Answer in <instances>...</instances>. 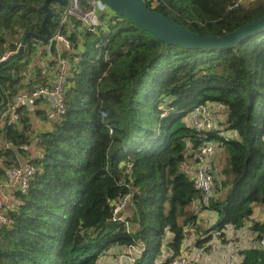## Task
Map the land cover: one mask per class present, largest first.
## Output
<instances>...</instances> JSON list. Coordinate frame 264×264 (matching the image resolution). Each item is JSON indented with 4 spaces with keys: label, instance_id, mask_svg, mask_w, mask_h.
Wrapping results in <instances>:
<instances>
[{
    "label": "trees",
    "instance_id": "trees-1",
    "mask_svg": "<svg viewBox=\"0 0 264 264\" xmlns=\"http://www.w3.org/2000/svg\"><path fill=\"white\" fill-rule=\"evenodd\" d=\"M2 1L17 5H0V56L19 51L29 32L46 34L38 9L45 0ZM145 2L202 35H223L264 15V0L239 7L233 0ZM49 26L58 31L51 20ZM71 28L61 33L72 52L31 38L22 57L0 68L1 105L2 93L11 104L27 79L31 87L50 82L39 54L50 55L55 69L61 53L72 65L66 110L56 120L39 103L34 111L19 108L17 123L0 122V182L23 161L40 168L26 191H14L21 203L0 227V264H99L119 246L131 251L129 264H171L196 224V202L215 213L199 247L213 234L227 241V231L244 228L256 207L264 212V30L236 46L185 48L120 16L96 33ZM199 104L226 108L222 124L236 132L212 134L226 159L209 204L193 179V154L208 140L185 120ZM35 118L49 125L35 130ZM188 161L196 163L192 172ZM126 195L133 204L128 226L112 220L114 202ZM252 231L262 233L264 221L255 220ZM242 258L240 264H264V250Z\"/></svg>",
    "mask_w": 264,
    "mask_h": 264
},
{
    "label": "built area",
    "instance_id": "built-area-1",
    "mask_svg": "<svg viewBox=\"0 0 264 264\" xmlns=\"http://www.w3.org/2000/svg\"><path fill=\"white\" fill-rule=\"evenodd\" d=\"M68 5L64 8L54 3L53 8L59 13L58 31L54 33L51 43L46 44L48 48L54 43L73 51L71 41L61 33L64 26L78 27V30H86L88 32L96 33L101 26L106 27L108 21L116 18L113 11L104 4L101 0H68ZM256 0H233L231 7L250 6ZM113 14L111 17L109 11ZM77 23V24H76ZM104 43L98 45L102 48ZM11 52H6L0 56V63L6 60ZM56 69L54 75L50 77L49 83L42 86H30V81L27 79V87L17 93L14 101L9 105L7 110V122L14 124L18 122L19 112L18 109L25 107L30 111H34L40 104H43L46 109L47 118L49 121L56 120L66 110L65 105V92L66 86L69 84V77L71 76L72 65L69 57L62 53L57 56ZM47 73L46 67H43ZM38 100L42 102L37 103ZM216 108L212 105L199 104L192 108L190 111L191 125L201 136L205 137L206 141L199 149L193 154L197 160V168L195 170L193 179L196 189H198L204 196L206 204L214 195L216 189V169L214 167L215 155V142H213L212 134L217 131L214 112ZM219 132V131H218ZM38 138H36L37 140ZM6 148H11L10 144L5 143ZM40 168L33 163L23 161L22 163L13 166L10 171V178L5 181L8 191H5L0 196V227L10 224V219L7 213L18 206L21 201L15 197L14 191H26L36 173ZM131 195H126L119 201L113 204V221H121L126 226L129 225V216L123 211L125 207L131 204ZM218 238V237H217ZM227 241L223 242L220 238L218 240L223 245V250L226 252L225 264H238V258L243 251L246 250H264V231L262 233L252 232L248 236H244L243 228L237 232L232 230L227 231ZM192 256H180L177 264H198L204 255L215 253L217 247L212 242L197 247L194 249ZM130 253V250H129ZM125 255L120 253L116 254L111 260V264H124ZM130 257L131 253H130Z\"/></svg>",
    "mask_w": 264,
    "mask_h": 264
},
{
    "label": "water",
    "instance_id": "water-1",
    "mask_svg": "<svg viewBox=\"0 0 264 264\" xmlns=\"http://www.w3.org/2000/svg\"><path fill=\"white\" fill-rule=\"evenodd\" d=\"M114 13L115 16L135 22L141 29L148 31L157 38L161 39L166 45H179L185 48H221L238 45L242 40L264 30V15L245 23L235 30L223 35H202L194 32L184 25L177 22L168 15L152 9L145 0H101ZM68 0H45L44 4L38 9L44 12L42 27L45 35L29 32L25 35L19 51L11 54L6 60L0 63V68L12 60L22 57L27 41L31 38L43 42L51 43L54 33L49 26L51 20L59 25V13L53 8L56 3L64 8L68 5ZM1 4H6L2 1ZM15 7L17 4H6ZM38 42V43H39ZM1 91V88H0ZM3 103L0 105V121L2 124L7 122L8 97L2 93Z\"/></svg>",
    "mask_w": 264,
    "mask_h": 264
},
{
    "label": "crops",
    "instance_id": "crops-1",
    "mask_svg": "<svg viewBox=\"0 0 264 264\" xmlns=\"http://www.w3.org/2000/svg\"><path fill=\"white\" fill-rule=\"evenodd\" d=\"M109 11V10H108ZM109 15L112 17L113 14L109 11ZM39 46V44L37 45ZM57 47H62L61 43L58 44ZM46 49L48 50V46H46ZM44 47H41L38 52L40 53L43 50H46ZM46 50V51H47ZM52 59V57L50 55L47 54H39L38 55V63L39 65H41L42 67H46V70L48 72V74L50 76L54 75V68H52L49 64H47V62H49V60ZM37 61V59L32 62L31 65V70H33L34 67V63ZM41 103V100H38L37 103ZM212 106H214L216 108V111L214 112V120H215V124H216V128L218 126L219 130H223V131H219L218 134L219 135H223V136H236V132H233L231 130L226 131L225 124H222L225 119H226V110L220 106L219 104H212ZM222 116V117H221ZM43 125H49L48 122H42L41 120H38V118H35L33 121V128L35 130H40V128L43 127ZM216 145V151H215V155H214V165L216 166L218 164L219 160V156L222 159V164L225 163V159H226V154L220 149L218 148L217 144ZM39 149L37 148L36 145H33L32 147L29 148V154L30 156H37L39 153L38 151ZM0 196L3 192L7 191V184L5 181L0 182ZM256 209H258V207H256ZM255 209V211H256ZM191 211H194V213L197 215V221L195 225H190L187 227L186 231H187V236L184 240V245L182 248V253L180 256H192L194 254V249H196L197 246V240L198 238L201 236L202 233H204L206 231V228H208V226H211L212 223L215 220V213L210 210V209H203L202 206L200 204H198L197 202L192 205L190 207ZM259 210V209H258ZM133 211V204H129L125 207L124 209V213L125 214H130ZM260 211V210H259ZM261 212V211H260ZM255 212L252 216V218L250 220H248V222L246 223V225L244 226L243 230H244V236H248L250 233V227L253 224V222L256 220H260V221H264V212H262V215H260V217L255 218L254 217ZM213 244L216 245L217 247V251L215 253H211V254H207L204 255V257L199 261L198 264H225L226 261V252H224L223 250V245L222 243L218 240V238L216 237L215 234H213V237L211 239V241ZM124 254V264H129L132 260H134V257H130V253L129 250H127V248L125 247H113L108 253H106V255H104L103 257H101L99 259V264H111V260L113 259V257L116 254ZM180 256L177 258V260L173 263V264H177ZM242 253L240 254L239 258H238V264H240V261L242 260ZM172 264V263H171Z\"/></svg>",
    "mask_w": 264,
    "mask_h": 264
},
{
    "label": "rangeland",
    "instance_id": "rangeland-1",
    "mask_svg": "<svg viewBox=\"0 0 264 264\" xmlns=\"http://www.w3.org/2000/svg\"><path fill=\"white\" fill-rule=\"evenodd\" d=\"M223 107V106H222ZM224 108V107H223ZM225 110H226V108H225ZM222 117V116H221ZM185 120L187 121V123H189V124H191V120H190V113L186 116V118H185ZM220 131H223L222 129L220 130ZM213 142H215L214 140H213ZM215 147H216V145H214ZM219 162H218V164L216 165V167H215V169L216 170H219L220 169V167L223 165L222 164V159L220 158V156H219ZM184 167L186 168V169H189V170H191V172L194 170V168L196 167V163H194V164H192L191 163V161H188V163H186L185 165H184ZM256 209V208H255ZM258 209L261 211V209H260V207H258ZM258 209H256V211H255V215H254V217L255 218H258V217H260V215H262V211L260 212ZM256 220V219H255ZM256 221H260V220H256ZM177 260V259H176ZM175 260V261H176ZM174 261V262H175ZM173 262V263H174ZM172 263V264H173Z\"/></svg>",
    "mask_w": 264,
    "mask_h": 264
},
{
    "label": "bare ground",
    "instance_id": "bare-ground-1",
    "mask_svg": "<svg viewBox=\"0 0 264 264\" xmlns=\"http://www.w3.org/2000/svg\"><path fill=\"white\" fill-rule=\"evenodd\" d=\"M9 104V103H8ZM8 107H9V105H8ZM8 110V109H7ZM1 122V121H0Z\"/></svg>",
    "mask_w": 264,
    "mask_h": 264
}]
</instances>
